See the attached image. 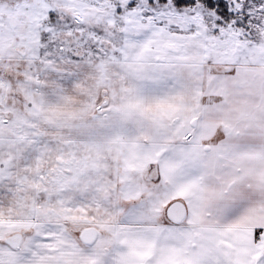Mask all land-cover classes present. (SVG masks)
Returning <instances> with one entry per match:
<instances>
[{"label":"snow or ice","instance_id":"obj_1","mask_svg":"<svg viewBox=\"0 0 264 264\" xmlns=\"http://www.w3.org/2000/svg\"><path fill=\"white\" fill-rule=\"evenodd\" d=\"M0 264H264V0H0Z\"/></svg>","mask_w":264,"mask_h":264}]
</instances>
